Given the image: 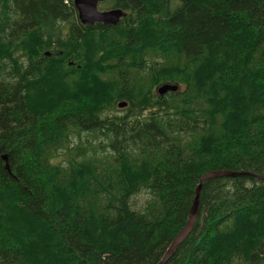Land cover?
<instances>
[{
    "label": "trees",
    "instance_id": "16d2710c",
    "mask_svg": "<svg viewBox=\"0 0 264 264\" xmlns=\"http://www.w3.org/2000/svg\"><path fill=\"white\" fill-rule=\"evenodd\" d=\"M110 1L0 0V264H157L264 175V0ZM166 264H264V181Z\"/></svg>",
    "mask_w": 264,
    "mask_h": 264
},
{
    "label": "water",
    "instance_id": "95a60500",
    "mask_svg": "<svg viewBox=\"0 0 264 264\" xmlns=\"http://www.w3.org/2000/svg\"><path fill=\"white\" fill-rule=\"evenodd\" d=\"M103 0H73L74 6L78 11L79 20L84 25H95L96 23H103L104 25H117L122 18L126 17L127 13L121 8H111L109 10H100L98 3ZM46 55H50L46 52ZM179 89L177 83H164L161 84L157 92L159 95H164L167 92H176ZM128 105L127 101H122L119 104V108H125ZM6 161V168H9L7 162V156H3ZM240 176H253L264 181V175L258 174L251 171H236V170H210L205 172L199 179V184L196 187V196L189 212L188 220L184 227L175 235L171 244L169 245L166 253L164 254L161 261L157 264H166L172 255L176 252L179 246L188 238L191 231L194 228L195 221L197 218L199 197L204 181L213 178L222 177H240Z\"/></svg>",
    "mask_w": 264,
    "mask_h": 264
},
{
    "label": "rangeland",
    "instance_id": "374dc122",
    "mask_svg": "<svg viewBox=\"0 0 264 264\" xmlns=\"http://www.w3.org/2000/svg\"><path fill=\"white\" fill-rule=\"evenodd\" d=\"M100 5H99V8L100 7H102L103 9H109L110 8V5H111V1L109 2V3H104V4H101V2L99 3ZM164 83H166V82H162V83H160V84H164ZM173 83V82H172ZM184 86L182 85V88H183ZM111 114H113V115H124L125 114V111L124 110H121V109H119V110H117V111H111L110 112ZM141 194H145V193H141ZM143 200H144V195H139V196H137V197H135L134 199H133V202L137 205V208H139L143 203Z\"/></svg>",
    "mask_w": 264,
    "mask_h": 264
},
{
    "label": "bare ground",
    "instance_id": "6f19581e",
    "mask_svg": "<svg viewBox=\"0 0 264 264\" xmlns=\"http://www.w3.org/2000/svg\"><path fill=\"white\" fill-rule=\"evenodd\" d=\"M103 1H104V0H103ZM103 1H100V2H103ZM100 2H99V3H100ZM99 3H98V4H99ZM207 5H208V4H207ZM211 8H212V7H211ZM119 104H120V103H119ZM93 183H94V182H93ZM172 207H173V206H172ZM166 211H167V210H166ZM158 226H159V225H158ZM240 244H241V243H240ZM27 248H29V249H30V247H27Z\"/></svg>",
    "mask_w": 264,
    "mask_h": 264
},
{
    "label": "flooded vegetation",
    "instance_id": "af4514ba",
    "mask_svg": "<svg viewBox=\"0 0 264 264\" xmlns=\"http://www.w3.org/2000/svg\"><path fill=\"white\" fill-rule=\"evenodd\" d=\"M100 5V4H99Z\"/></svg>",
    "mask_w": 264,
    "mask_h": 264
}]
</instances>
